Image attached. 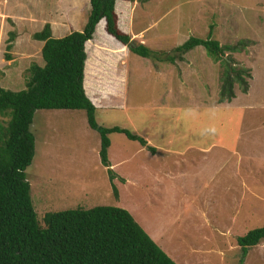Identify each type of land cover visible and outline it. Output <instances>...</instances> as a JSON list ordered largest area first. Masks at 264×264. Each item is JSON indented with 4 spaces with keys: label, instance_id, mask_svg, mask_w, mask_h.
I'll return each mask as SVG.
<instances>
[{
    "label": "rangeland",
    "instance_id": "1",
    "mask_svg": "<svg viewBox=\"0 0 264 264\" xmlns=\"http://www.w3.org/2000/svg\"><path fill=\"white\" fill-rule=\"evenodd\" d=\"M125 1L132 16L120 18V28L133 21V39L150 57L118 51L106 32L101 44H86L83 84L100 125L126 127L147 144L109 134L110 182L84 110H36L26 176L38 220L48 211L119 206L177 264H238L236 237L264 225V0ZM89 9V0H0V85L24 89L29 66L43 64V41L33 33L45 24L52 37L83 29ZM190 36L234 47L223 58L249 70L247 92L235 84V97L218 102L220 61L202 46L174 51ZM167 54L173 62L156 58ZM243 264H264V239Z\"/></svg>",
    "mask_w": 264,
    "mask_h": 264
},
{
    "label": "trees",
    "instance_id": "2",
    "mask_svg": "<svg viewBox=\"0 0 264 264\" xmlns=\"http://www.w3.org/2000/svg\"><path fill=\"white\" fill-rule=\"evenodd\" d=\"M89 4L82 30L52 37L49 24H45L41 31L33 33L34 39L43 41V64L29 66L24 89L11 90L0 85V115L7 117L5 123L0 122V264H177L122 207L95 205L48 211L43 215V224L34 210L26 168L35 154L37 141L32 123L36 110H84L88 126L99 134L98 154L101 164L107 167L110 182L116 174L108 158L109 134L123 133L130 140L147 144L126 127L100 125L95 117L97 108L89 99L94 100L93 93L87 79L86 89L83 82L88 55L85 45L92 39L96 25L98 32L102 30L101 19L105 21V31L130 52L147 58L151 51L119 27L116 0H89ZM13 38L14 33H10L6 50L11 49ZM196 46L204 47L213 61L223 65L218 102H230L235 97V84L247 92V78L252 77L249 70L223 58L225 50L234 47L221 46L210 37L190 36L174 51L186 53ZM156 58L174 60L169 54L164 59ZM5 59H11V55L6 53ZM262 239L264 225L236 237L241 249L238 264H243L248 248Z\"/></svg>",
    "mask_w": 264,
    "mask_h": 264
},
{
    "label": "crops",
    "instance_id": "3",
    "mask_svg": "<svg viewBox=\"0 0 264 264\" xmlns=\"http://www.w3.org/2000/svg\"><path fill=\"white\" fill-rule=\"evenodd\" d=\"M119 2H123V6H122V8H123V11H120L119 10V8L120 7H118V3ZM127 1H125V0H116V4H115V8H116V13H117V15H118V25H119V27H121V19L120 18H122V20H123V22H128V23H130V19H131V16H132V11H131V5L129 4V3H126ZM126 18H127V20H126ZM101 22H103V27H102V32L100 31V32H98L97 31V26L98 25H96V28H95V32H94V34H93V37H92V39H90L89 41H87L86 42V44L88 43V42H90L91 40H94V44L96 45V44H101L102 42H100L99 41V38H101V37H103V36H106V31H105V29H104V24H105V21H104V19H101L100 20ZM132 23H131V27L130 26H127L128 27V30H126V29H124V27H123V31H125V32H127L128 34H131L132 35V38L133 37H135L136 35H135V33H134V31H131V29H132V26H133V21H131ZM125 28H126V26H125ZM130 28V29H129ZM82 29V26L80 27V29L79 30H81ZM74 30V29H73ZM76 30V29H75ZM133 30V29H132ZM96 35H97V38H96ZM108 35V34H107ZM62 36V35H61ZM111 39H113V37L112 36H110V35H108ZM114 40H116L115 38H114ZM115 43H114V46L115 47H117L118 49H122V51L123 50H127V53H126V55H128L129 54V50L128 49H124L126 46L125 45H123L122 43H120L119 41H114ZM122 46H124V47H122ZM85 47H86V45H85ZM86 49V48H85ZM86 52L88 53V51L86 50ZM126 52V51H125ZM87 62V59H86V61H85V63ZM86 67V66H85ZM133 132V131H132ZM134 133V132H133ZM136 134V133H135ZM138 135V134H137ZM140 136V135H139ZM150 142H152V141H150ZM150 146H152V147H154V150L152 151V152H154V154H155V152H157L160 148H158V147H156V146H154L153 144H151ZM222 146V145H221ZM199 149H201V150H204L205 149V146L204 145H199V146H197ZM209 147H211V144L210 145H208L207 146V149L209 148ZM222 147H224V144H223V146ZM155 150H157V151H155ZM161 151H163L162 149H161ZM201 152V151H200ZM158 155V154H157ZM255 246V245H254ZM250 247H252V246H250Z\"/></svg>",
    "mask_w": 264,
    "mask_h": 264
},
{
    "label": "clouds",
    "instance_id": "4",
    "mask_svg": "<svg viewBox=\"0 0 264 264\" xmlns=\"http://www.w3.org/2000/svg\"><path fill=\"white\" fill-rule=\"evenodd\" d=\"M135 141H137V140H135Z\"/></svg>",
    "mask_w": 264,
    "mask_h": 264
}]
</instances>
